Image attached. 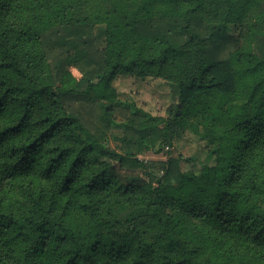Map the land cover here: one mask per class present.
I'll return each mask as SVG.
<instances>
[{"label":"trees","instance_id":"16d2710c","mask_svg":"<svg viewBox=\"0 0 264 264\" xmlns=\"http://www.w3.org/2000/svg\"><path fill=\"white\" fill-rule=\"evenodd\" d=\"M186 126L215 164L138 157ZM0 264H264V0H0Z\"/></svg>","mask_w":264,"mask_h":264},{"label":"rangeland","instance_id":"374dc122","mask_svg":"<svg viewBox=\"0 0 264 264\" xmlns=\"http://www.w3.org/2000/svg\"><path fill=\"white\" fill-rule=\"evenodd\" d=\"M240 27L231 26V33L237 35ZM97 46H105V25H97L95 28ZM73 69V67H72ZM76 76L79 73L75 72ZM113 84L119 92L120 99L124 102L134 103L137 107L158 116L164 120L169 118L168 108L176 102L174 93L164 78L157 77H135L125 74H119L115 77ZM77 106L82 108L84 102H76ZM87 107V104L83 106ZM124 119L120 115L116 116V125L111 129L109 136L104 143L109 147L119 149L121 137L124 129L119 126ZM161 147V148H159ZM161 149V150H158ZM216 146L209 141L202 139L193 132L188 126L178 128L173 140L172 146H156L154 149H146L138 154V157L144 161H166L169 157H182L180 166L182 170L199 171L204 164L213 165L216 162ZM158 177L165 174L159 169L152 170ZM141 173V171H138Z\"/></svg>","mask_w":264,"mask_h":264}]
</instances>
